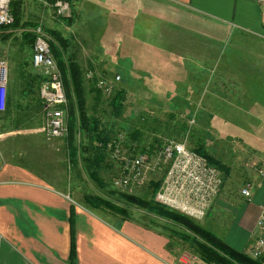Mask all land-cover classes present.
I'll list each match as a JSON object with an SVG mask.
<instances>
[{"label":"rangeland","instance_id":"obj_1","mask_svg":"<svg viewBox=\"0 0 264 264\" xmlns=\"http://www.w3.org/2000/svg\"><path fill=\"white\" fill-rule=\"evenodd\" d=\"M92 2L82 0L70 14L58 15L50 0H16L19 24L0 28V60L8 65L9 79L7 109L0 118V167L29 166L110 217L120 215L90 200L96 196L127 207L133 220L165 235L177 264H184V254L204 259L198 243L208 242L185 219L173 218L155 204L128 201L130 193L117 182L120 161L80 119L73 95L67 135L51 138L43 133L45 108L38 94L39 71L32 65V30L42 26L61 69L71 60L81 65L87 115L101 120L110 139L127 128L124 149H144L155 138L183 141L192 149L204 146L224 179L222 204L215 205L219 194L203 219L190 218L222 237L228 224L225 217L220 223L221 212L247 203L241 189L257 178L264 164V37L253 40L235 26L202 18L166 0H147L148 8L141 9L135 24H97ZM156 19L163 23L155 24ZM108 29L110 34L105 33ZM117 30L123 32L119 40L114 39ZM117 75L121 77L114 93H103L97 104L92 86ZM120 90L121 101L115 106L112 97ZM181 125L188 129L184 132ZM158 184L150 177L131 195L158 202Z\"/></svg>","mask_w":264,"mask_h":264},{"label":"crops","instance_id":"obj_2","mask_svg":"<svg viewBox=\"0 0 264 264\" xmlns=\"http://www.w3.org/2000/svg\"><path fill=\"white\" fill-rule=\"evenodd\" d=\"M69 1L71 11L82 2ZM93 1V18L100 20L97 24L107 26L135 24L142 16L141 9L148 8L147 0ZM166 1L202 18L235 26L253 40L264 37V0ZM159 6L163 10V5ZM154 7L158 9V4ZM160 23L162 20L156 19L155 24ZM110 32L108 29L105 33ZM119 35L123 32L117 30L114 39H121ZM165 174L166 168L147 174V180L154 177L159 181L157 192L163 187ZM255 188L241 209L225 208L219 216L220 223L225 217V225L228 224L225 237H221L231 247L248 254L264 206V177ZM221 201L222 193L215 205ZM72 208L76 262L70 260ZM116 217L84 205L29 166L6 163L0 167V264H177L161 231L131 217ZM192 264L214 263L197 257Z\"/></svg>","mask_w":264,"mask_h":264},{"label":"built area","instance_id":"obj_3","mask_svg":"<svg viewBox=\"0 0 264 264\" xmlns=\"http://www.w3.org/2000/svg\"><path fill=\"white\" fill-rule=\"evenodd\" d=\"M14 0H0V25H11L16 21L12 8ZM53 5L58 15L71 13L69 0H56ZM32 65L39 71L38 94L44 103L43 133L51 138H61L68 133L67 112L69 98L65 88L64 76L51 49L49 38L41 25L35 26ZM93 72L89 76H93ZM117 75L113 80H100L97 85L107 96L115 91ZM8 65L0 60V118L8 103ZM127 130L116 132L106 146L112 156L120 161L118 184L128 193L134 187L144 184L151 170L166 168L163 187L157 192L160 203L194 219H203L221 192L224 179L219 169L208 159L190 148L185 142L165 138L155 150L149 146L144 149H124ZM264 177V164L255 180L248 181L241 189V195L250 199L259 179ZM255 239L249 255L264 264V206L256 221ZM197 257L184 254L182 261L192 264Z\"/></svg>","mask_w":264,"mask_h":264},{"label":"trees","instance_id":"obj_4","mask_svg":"<svg viewBox=\"0 0 264 264\" xmlns=\"http://www.w3.org/2000/svg\"><path fill=\"white\" fill-rule=\"evenodd\" d=\"M50 1L54 3L56 0H50ZM12 8L16 16V21L11 26H16L20 22L21 12L19 10V5L16 6L15 0L12 3ZM3 27L7 28V27H10V25H0V28H3ZM61 71L62 73L64 72L66 75V78H65L64 73H63L65 88H66L69 101L71 100V97L73 95L79 106L80 119H83L84 123H86V125L90 127L91 130H93L94 136L96 137V139H98L101 142V144H104L106 146L110 138L104 134V130L101 128V120L96 116H88L85 111V108L87 106V96H86V87L84 84L83 70L81 68V65L76 60H71L66 70L61 69ZM91 89L96 94L95 97H96L97 104L100 103L101 102L100 99L102 98V95L104 93L102 88H100L96 84V85H93ZM122 93L123 91L120 90L119 92H117V94L114 97H112L114 98L113 104L115 106L120 103ZM181 127H182L181 129L184 132L188 129L186 125H181ZM124 129L127 130V128H124ZM137 133H139V130ZM135 136H137L136 133L134 134V137ZM156 143L161 144V139L155 138L153 140V142L149 145L150 151L153 152L155 150V147L157 145ZM194 150H196L201 155L205 156L208 159V161L212 164L213 160L210 158V155L207 153V151L205 150L202 144L199 143L197 147L194 148ZM100 159H102V156H100ZM127 199L131 203L144 204V205L155 204L157 205V207H161L162 209H164L162 211L168 214L169 216L173 218L180 217V218L185 219L188 225H190L189 227H193V229L195 230L197 234H201V236H203L207 240L208 244L198 243V246H199L198 250L201 253L204 260H206L207 262L218 263V264H262L259 260L252 258L248 253L244 251H239L231 247L229 244L225 242L224 238L219 236L216 232H213L211 230H206L202 226L195 224V220H193L192 218L188 217L187 215L183 213L181 214L166 206L161 205L158 202H154L153 200L143 199L135 195L128 194ZM90 201H92L93 203H96L95 204L96 206H103L104 208L112 210L115 213L120 214L125 218H130V214L127 211V207H118L112 202H110L109 200L103 199L101 197H96V196L92 198ZM70 221H71L72 231H73L70 260L72 262H76L77 256H76V249H75V242H74V232H75L74 231L75 230L74 228V208H72Z\"/></svg>","mask_w":264,"mask_h":264}]
</instances>
